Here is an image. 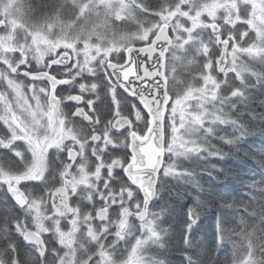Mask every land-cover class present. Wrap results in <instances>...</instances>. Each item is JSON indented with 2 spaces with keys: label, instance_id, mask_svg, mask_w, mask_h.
Listing matches in <instances>:
<instances>
[{
  "label": "snow or ice",
  "instance_id": "obj_1",
  "mask_svg": "<svg viewBox=\"0 0 264 264\" xmlns=\"http://www.w3.org/2000/svg\"><path fill=\"white\" fill-rule=\"evenodd\" d=\"M128 21L135 31L118 26ZM249 29L259 47L245 45ZM194 49L204 59L195 82L178 81ZM248 54L264 55V0H43L27 10L0 0V149L17 158L0 164V264H116L113 238L145 217L130 186L113 187L117 169L141 183L164 150H195L183 130L208 115L217 71ZM135 253L126 264H138Z\"/></svg>",
  "mask_w": 264,
  "mask_h": 264
},
{
  "label": "rangeland",
  "instance_id": "obj_2",
  "mask_svg": "<svg viewBox=\"0 0 264 264\" xmlns=\"http://www.w3.org/2000/svg\"><path fill=\"white\" fill-rule=\"evenodd\" d=\"M43 0H19V3L23 4L25 9L34 8L39 6ZM150 6H155L159 3V0H147ZM206 19V17H205ZM118 26L123 31H135L136 25L133 22H117ZM247 25H238L233 31L236 35H239ZM205 42L212 46L213 57H215V42L212 37L205 35ZM218 39V38H217ZM253 42L259 47L262 43L257 33L252 32L249 29L248 38L244 42L245 45H251ZM143 44L141 41H135L134 46L139 47ZM59 51V50H58ZM221 53L222 49L219 50ZM231 55V54H230ZM191 63L184 68L177 67L176 78L177 80H187L195 82L193 77L200 71L201 65L204 63L203 57L200 56L197 50H193L189 55ZM238 63L236 64V70H229L227 73H220L219 70L214 78L219 80V92L217 99L206 105L204 112L208 113L204 121L200 125L189 124L183 130L182 136L189 148L195 149L192 151L177 149L174 151L164 150L162 152V164L156 180V199L149 204L145 203V199L142 196L141 187L137 184L131 183L130 179L124 175V173L117 169L118 177L116 179L114 188H131L132 202L135 205H142L141 211L146 210V219L144 221L135 220V215L128 218L126 227L123 229V238L116 240L115 258L116 264H126L127 258L132 255V249H136V257L138 264H166L168 254L165 250V244L170 242L171 235H166L164 220L169 218L172 220L174 215L180 212L183 205L189 203V208H186V217L188 223L185 225L186 233H190L197 228L200 222V214L198 211L203 207L201 196L208 193L202 186L201 180L205 177H211L215 179V174L222 176V180L226 175L224 169V160L227 155L223 154V149H232L238 146V143L242 139L247 138V122L248 108L246 107L250 101V93L252 90H256L254 86L261 85L264 80V55L248 54L236 57ZM102 74V73H101ZM171 78V74H170ZM21 79L27 81L26 77ZM253 86V88H251ZM60 88L67 90L68 86H60ZM183 85H181V89ZM78 91V89H77ZM176 89H173V96ZM238 94L233 96L232 93ZM62 95L66 94V91L61 92ZM248 102V103H247ZM35 102H33L34 104ZM138 103V101H137ZM143 108L142 106H140ZM65 111L68 108L65 107ZM101 111H104V107L101 106ZM168 112L170 113V107ZM168 113H166L167 115ZM143 115L147 116L146 111H143ZM79 121V118H73ZM131 119L134 124L143 129L144 124L137 122L135 116L132 115ZM79 123H86L85 121H79ZM142 124V125H141ZM7 132V129L0 122V135ZM127 135V133H125ZM167 139L171 140V128L168 129ZM243 142V141H242ZM21 144L23 142H17ZM130 143V138H129ZM120 156L128 154V158L131 156L130 149H118L115 150ZM0 152V164L4 163V157H10L12 160L17 158L7 150ZM6 166V165H5ZM103 174H106V169L103 170ZM212 184L214 181L211 182ZM209 185V184H208ZM217 188L210 184V187ZM226 188V187H225ZM228 189V188H226ZM176 190L178 196L172 193ZM222 197L225 193L231 194L229 189L226 191L222 189ZM210 193V192H209ZM208 193V194H209ZM3 196V193H0ZM225 199V198H223ZM173 200H176L173 204H170ZM103 202L97 198V207L101 206ZM171 206L172 208L168 207ZM116 207V206H113ZM118 210V209H117ZM228 210V209H227ZM112 210L110 209V212ZM228 211H231L229 209ZM115 215V214H114ZM166 219V220H167ZM219 224L223 222V219L218 215L215 219ZM151 229V231H149ZM216 242L217 246L224 243L225 249L239 250V246L229 247L231 240L227 231L223 230L219 226H215ZM198 237L195 239L198 240ZM234 241V239L231 237ZM139 241V244L137 243ZM238 241L242 244V240ZM235 242V241H234ZM248 243V252L242 255L238 262L233 264H264V262L251 253L252 248ZM235 244V243H234ZM185 248L189 252L196 251V248L185 245ZM192 248V249H191ZM232 253L230 254V256ZM229 259L226 258V261ZM232 264V263H231Z\"/></svg>",
  "mask_w": 264,
  "mask_h": 264
},
{
  "label": "trees",
  "instance_id": "obj_3",
  "mask_svg": "<svg viewBox=\"0 0 264 264\" xmlns=\"http://www.w3.org/2000/svg\"><path fill=\"white\" fill-rule=\"evenodd\" d=\"M254 88L256 90L251 91L250 101L246 106L247 138L242 139L243 142L238 143L236 148L222 151L227 155L224 160V179L214 173L216 183L211 177L201 180L202 186L210 193L201 196L200 200L204 205L198 211L200 222L197 228L190 233H186L184 228L188 223L186 211L190 209L189 203L183 205L172 220H164L166 235H171L170 242L167 246L165 244L168 254L166 264H233L248 252L247 241L252 248L251 253L264 262V80ZM210 184L218 189L210 187ZM225 187L231 194L228 192L222 197V189L228 190ZM174 193L178 196L176 190L172 195ZM217 215L223 222L215 224ZM216 225L230 235L229 247L241 246V249L228 251L224 243L217 246ZM198 235L197 240L195 237ZM231 237L234 240L240 238L243 243H235ZM184 244L196 248V251L188 252ZM226 258L229 260L226 261Z\"/></svg>",
  "mask_w": 264,
  "mask_h": 264
},
{
  "label": "water",
  "instance_id": "obj_4",
  "mask_svg": "<svg viewBox=\"0 0 264 264\" xmlns=\"http://www.w3.org/2000/svg\"><path fill=\"white\" fill-rule=\"evenodd\" d=\"M161 160H162V157H161ZM159 169H160V167H159ZM159 169L157 170L156 173L150 174L141 183H136V182L132 181L129 178L130 181H131V183L137 184V185H139L141 187L142 196L145 199V203L146 204H149L150 202H153L154 199H155V183H156V179H157V175H158ZM142 212L145 213L144 219H138L135 216V220H137V221H144L146 219V210L144 209Z\"/></svg>",
  "mask_w": 264,
  "mask_h": 264
},
{
  "label": "bare ground",
  "instance_id": "obj_5",
  "mask_svg": "<svg viewBox=\"0 0 264 264\" xmlns=\"http://www.w3.org/2000/svg\"><path fill=\"white\" fill-rule=\"evenodd\" d=\"M161 164H162V162H161ZM234 241H235V243H236V242H239L238 239H235ZM247 242H248V241H247Z\"/></svg>",
  "mask_w": 264,
  "mask_h": 264
},
{
  "label": "flooded vegetation",
  "instance_id": "obj_6",
  "mask_svg": "<svg viewBox=\"0 0 264 264\" xmlns=\"http://www.w3.org/2000/svg\"><path fill=\"white\" fill-rule=\"evenodd\" d=\"M62 107H64V106H62ZM3 149H0V151H2ZM1 154L3 153V152H0Z\"/></svg>",
  "mask_w": 264,
  "mask_h": 264
}]
</instances>
